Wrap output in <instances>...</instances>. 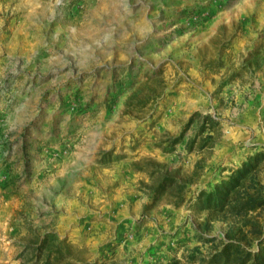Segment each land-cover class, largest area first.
<instances>
[{"label":"rangeland","instance_id":"rangeland-1","mask_svg":"<svg viewBox=\"0 0 264 264\" xmlns=\"http://www.w3.org/2000/svg\"><path fill=\"white\" fill-rule=\"evenodd\" d=\"M0 264H264V0H0Z\"/></svg>","mask_w":264,"mask_h":264},{"label":"trees","instance_id":"trees-1","mask_svg":"<svg viewBox=\"0 0 264 264\" xmlns=\"http://www.w3.org/2000/svg\"><path fill=\"white\" fill-rule=\"evenodd\" d=\"M210 121L212 122L211 125H214V126L218 123V120H216V119L214 120V119H213L212 117H210L209 115L206 116L205 120L202 122L203 125H202V128H201V130H200L201 133H202L203 131H205L206 129L212 131V128H211L210 126H207V125H206V124H208ZM207 127H209V128H207ZM212 140H213V138L209 136V140H207V141H212ZM191 142H192V143L196 142V139H195V138L192 139ZM209 143H213V142H209Z\"/></svg>","mask_w":264,"mask_h":264}]
</instances>
